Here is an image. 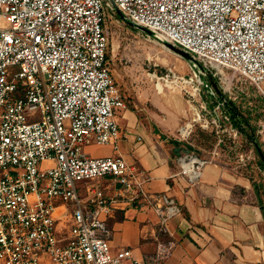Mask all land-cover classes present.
I'll return each instance as SVG.
<instances>
[{
  "label": "built area",
  "instance_id": "built-area-1",
  "mask_svg": "<svg viewBox=\"0 0 264 264\" xmlns=\"http://www.w3.org/2000/svg\"><path fill=\"white\" fill-rule=\"evenodd\" d=\"M112 1L127 20L202 63L232 70L264 96V0H0V264L132 259L131 250L110 248L115 198L93 186L83 198L78 189L105 176L125 192L143 182L122 156L84 151L90 144L117 149L115 111L126 107L108 56L105 9ZM191 128L180 127L181 141ZM210 161L190 149L178 156L191 182ZM165 201L163 224L177 211ZM59 205L71 209L65 238Z\"/></svg>",
  "mask_w": 264,
  "mask_h": 264
},
{
  "label": "crops",
  "instance_id": "crops-1",
  "mask_svg": "<svg viewBox=\"0 0 264 264\" xmlns=\"http://www.w3.org/2000/svg\"><path fill=\"white\" fill-rule=\"evenodd\" d=\"M112 76L126 102L115 111L118 147L90 144L84 151L93 157L122 156L143 182L126 192L108 176L78 184L83 198L91 186L115 198L107 218L111 251L131 250L132 259L123 264H264V190L250 175L260 167L210 159L199 177L189 181L178 162L189 149L178 135L189 111L182 107L179 93L124 90ZM159 95L165 103H158ZM172 99L178 104L172 106ZM223 106L219 113L224 126L235 128ZM165 198L177 211L163 224L170 206ZM55 214L58 235L68 237L71 209L59 205ZM165 247L170 248L167 256L161 255Z\"/></svg>",
  "mask_w": 264,
  "mask_h": 264
},
{
  "label": "rangeland",
  "instance_id": "rangeland-1",
  "mask_svg": "<svg viewBox=\"0 0 264 264\" xmlns=\"http://www.w3.org/2000/svg\"><path fill=\"white\" fill-rule=\"evenodd\" d=\"M105 13L110 67L120 87L159 92L176 90L182 107L190 111L181 120V125H192L186 142L189 149L215 162L248 167L257 164L260 169L250 175L264 190V167L261 165L264 157V96L232 70L186 60L160 38L122 19L115 8L107 7ZM212 82L216 83L218 91ZM198 86L200 90H196ZM221 95L231 97L244 112H251L258 148L241 133L233 138L226 129L215 107ZM171 101L175 106L176 101ZM158 103L163 104L165 100L160 96Z\"/></svg>",
  "mask_w": 264,
  "mask_h": 264
},
{
  "label": "trees",
  "instance_id": "trees-1",
  "mask_svg": "<svg viewBox=\"0 0 264 264\" xmlns=\"http://www.w3.org/2000/svg\"><path fill=\"white\" fill-rule=\"evenodd\" d=\"M216 91H218V87L215 82H212ZM219 94V93H218ZM221 94V93H220ZM223 95H221V99H223ZM225 110L228 112L227 114L230 117L231 124L240 132L242 135L246 136L250 139L253 144L258 148V143L254 138V128L251 124V112H243L239 106L231 99L225 98L224 106ZM261 165L264 167V160L262 158ZM257 189V186H255Z\"/></svg>",
  "mask_w": 264,
  "mask_h": 264
},
{
  "label": "water",
  "instance_id": "water-1",
  "mask_svg": "<svg viewBox=\"0 0 264 264\" xmlns=\"http://www.w3.org/2000/svg\"><path fill=\"white\" fill-rule=\"evenodd\" d=\"M112 3H113V1H112ZM112 7L115 8V10L118 12V14L120 15V17H121L122 19L126 20L129 24H131V25H133V26H135V27H137V28H139V29H141V30L147 32L148 34H150V35H152V36H154V37L160 38V39L163 41L162 37H161L159 34L153 32L152 30H150V29H148V28H146V27L140 26V25H138V24H136V23H134V22H132V21H130V20H127V19L125 18V16H124V15L118 10V8L115 6L114 3H113V6H112ZM163 42H164V41H163ZM164 43L168 46L169 49L173 50L175 53H177L178 55L182 56V57L185 58L186 60L193 61V62H196V63L200 64V61L197 60L196 58H194V57H193L190 53H188L187 51H185V50H183V49H181V48H178V47H176V46H174V45H172V44H170V43H168V42H164ZM203 64H205V63H203ZM215 90H216V89H215ZM220 98H221V97H220ZM225 98H226V97L224 96L223 99H220V101H219V103L217 104V106L222 107V105H223L224 102H225ZM262 158H263V160H264V157H263V156H262Z\"/></svg>",
  "mask_w": 264,
  "mask_h": 264
},
{
  "label": "bare ground",
  "instance_id": "bare-ground-1",
  "mask_svg": "<svg viewBox=\"0 0 264 264\" xmlns=\"http://www.w3.org/2000/svg\"><path fill=\"white\" fill-rule=\"evenodd\" d=\"M169 50V49H168ZM170 51V50H169Z\"/></svg>",
  "mask_w": 264,
  "mask_h": 264
}]
</instances>
